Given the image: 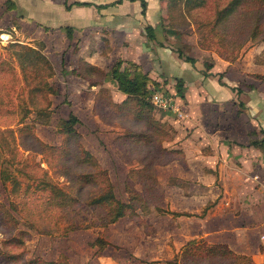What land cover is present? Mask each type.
<instances>
[{
	"label": "rangeland",
	"instance_id": "rangeland-1",
	"mask_svg": "<svg viewBox=\"0 0 264 264\" xmlns=\"http://www.w3.org/2000/svg\"><path fill=\"white\" fill-rule=\"evenodd\" d=\"M163 1L165 22L157 29L162 51L180 52V58L193 55L218 71L223 60L235 62L231 82L244 90L255 85L257 90L249 95L258 93L263 102L264 0ZM35 46L36 52L9 46L0 53V264L246 263L220 248L224 233L235 234L224 231L225 223L233 222L243 207V201L225 199L226 190L234 186L225 185L232 177L230 169L220 173L211 167L208 179L199 178L194 169L192 179L197 176L202 184L194 186L195 197L188 203L194 217L186 224L178 222L172 212L186 202L172 199L173 187L187 185L176 182L166 166L180 156L165 144L170 128L160 119L170 111L152 104L144 118L134 102L115 106L107 83L97 92L95 111L104 125L120 127L123 136L111 145L112 138L96 134L106 126L91 127L86 119L78 127L83 138L63 136L59 106L69 100L85 109L86 96L80 91L79 97L69 98L68 91L58 92L53 84L57 93L47 94L44 83L52 74L41 58L40 43ZM100 75L93 71V80ZM152 89L167 96L176 91L160 84ZM82 141L107 178L77 160ZM254 155L252 175L264 179V153ZM216 186L222 189L218 197ZM107 193L128 205L125 217L110 222L116 210L111 199L91 202ZM249 202L244 201L246 208ZM255 215L246 211L243 221ZM242 234L246 244L255 243L253 233ZM236 236L238 246L242 236Z\"/></svg>",
	"mask_w": 264,
	"mask_h": 264
},
{
	"label": "crops",
	"instance_id": "crops-1",
	"mask_svg": "<svg viewBox=\"0 0 264 264\" xmlns=\"http://www.w3.org/2000/svg\"><path fill=\"white\" fill-rule=\"evenodd\" d=\"M145 2L146 10L142 14L139 0H0V53L13 44L36 49L35 44L40 43V52L53 69L48 83L56 86L58 92L68 91L69 98H77L81 93L86 96L85 109L74 107L68 99L61 104L59 119H67L70 114L76 116L79 122L75 129L80 135V120L86 119L91 127L106 126L96 134L107 141L112 138L111 145L124 133H119L121 128L113 124L104 125L95 107L99 88L107 85L111 87V102L115 106L125 105L127 94L119 90L109 75L118 61H121V70L129 67V63L136 64L148 77L149 90L154 83L175 88V78H183V95L174 90L171 94L185 117L179 118L170 112L161 119L160 114L156 118L163 123L167 121L170 139L165 144L180 155L166 166L175 175L176 182L187 185L186 188L173 187L172 199L186 203H176L172 214L178 222L186 224L194 217L190 215L188 203L195 197L194 186L202 185L197 180L208 179L211 167L219 169L220 173L230 169L232 177L225 185L234 186L233 190H226L228 198L225 199L243 201V210L233 222L225 223L224 231L234 232V236L224 233L220 242L235 254L249 257L252 264H264V242L261 240L264 236V179L258 173L252 175L256 171L250 168L254 166V154L264 153V145H253L264 136V101L258 93L249 95L257 90L255 85L244 90L231 82L229 71L236 68L235 62L223 60V64L218 63L222 70H214L216 65L207 70L204 59L188 55L194 59L191 63L185 61V57L180 58V52L167 55L162 51L165 48L160 46L163 40L157 29L165 22L164 1ZM147 26L154 29L153 39L147 37ZM93 71L100 73L101 79L93 80ZM204 72L209 76H204ZM242 96L245 98L241 99ZM195 172L200 177L192 179ZM212 179L214 183L217 177ZM221 179L217 181L219 185ZM216 187L218 193L214 196L218 197L222 189ZM244 201H250L249 208ZM246 211H255L257 215L245 222L243 214ZM205 225L202 223L203 228ZM247 232L254 234L255 243L244 242L242 233ZM236 233L242 236L238 246L234 242Z\"/></svg>",
	"mask_w": 264,
	"mask_h": 264
},
{
	"label": "trees",
	"instance_id": "trees-1",
	"mask_svg": "<svg viewBox=\"0 0 264 264\" xmlns=\"http://www.w3.org/2000/svg\"><path fill=\"white\" fill-rule=\"evenodd\" d=\"M139 1L141 4V7H142V14H144V12L146 10V2H145V0H139ZM73 4H78V3L74 2ZM153 30L154 29L150 26H147L145 28L147 37L150 39L154 38ZM11 46H13V47L15 46V47H19V48H26L27 50H29L31 52H36L34 48L29 47V46L24 47L25 45L13 44ZM180 54L181 53H179V55ZM15 56H17L16 53H15ZM41 58L46 63V66H47L48 71H49V75H51L53 73V69H52L49 61L42 54H41ZM185 61H189L191 63H194V59H192L190 57H185ZM129 65L131 67H133V69L125 67L124 69L121 70L120 69L121 68V61H118L116 63V65L112 68V70L110 71L109 75L111 76L112 79H114L116 81L119 90L122 91L123 93L127 94L128 97H127V100L125 101V104L128 101L134 102L140 108L139 113H141L142 117L145 118L147 111L152 110L151 109L152 104L148 102V98L150 97V94H151V91L147 87V84L149 83V79L145 74H143L139 70L138 66H136L133 63H129ZM205 68L208 70L209 68H211V66L208 64L207 65L205 64ZM203 74H204V76H209V74H207L206 72H204ZM175 81H176V83H175L176 92H177V94L182 96L183 95L182 94V87L184 84V79L181 77L175 78ZM157 85H158V83H154V86H157ZM44 86H45V89L47 90L46 91L47 94H55L56 93V90L47 81L44 83ZM118 107H121V106H118ZM78 122L79 121H78L77 117L74 116L73 114H70L67 119H59V122H58V128H60L59 133L63 134V136L75 137L78 141V139L80 138V134L75 129V125ZM150 125L153 127L152 124H150ZM61 128H63V130ZM253 145H255L257 147H262V145H264V136L262 137L261 140L253 142ZM77 160H79L81 163H86L87 165L93 167L98 174L105 175V177L107 178L106 171L101 168V166L98 163V161L96 160V158L89 151H87L82 146V144L80 142L77 146ZM85 175L87 176L88 174H85ZM87 177H85V178H87ZM86 181H87V183L92 182V180H86ZM105 182L107 185L110 186L109 179L108 180L106 179ZM108 195H110V194L107 193V194L98 196L95 198V200H93L91 202L98 204V203H101L103 201H108V199H111V201H113L115 203V207H116L115 212L109 215L110 216V222H113V220L115 221L118 218L127 214L126 208L128 207V205L122 201L114 199L112 195H110V196H108ZM221 246L222 247H220V248L223 249L225 254L229 253V254L233 255L236 259H238V261H246V263L242 262V264H252V261L249 257L235 254L234 252H232L228 248L227 245L221 244ZM47 264H53V263L50 262Z\"/></svg>",
	"mask_w": 264,
	"mask_h": 264
},
{
	"label": "built area",
	"instance_id": "built-area-1",
	"mask_svg": "<svg viewBox=\"0 0 264 264\" xmlns=\"http://www.w3.org/2000/svg\"><path fill=\"white\" fill-rule=\"evenodd\" d=\"M149 100L151 104H153L155 107L170 111L179 118L185 117V113L177 104V101L173 94L167 96L159 90L152 89ZM261 240L264 242V236H261Z\"/></svg>",
	"mask_w": 264,
	"mask_h": 264
}]
</instances>
